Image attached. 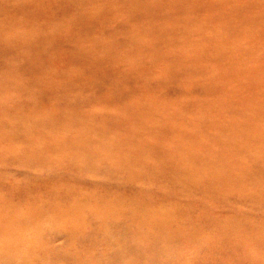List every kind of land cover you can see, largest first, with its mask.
I'll return each instance as SVG.
<instances>
[{"label":"rangeland","instance_id":"rangeland-1","mask_svg":"<svg viewBox=\"0 0 264 264\" xmlns=\"http://www.w3.org/2000/svg\"><path fill=\"white\" fill-rule=\"evenodd\" d=\"M0 264H264V0H0Z\"/></svg>","mask_w":264,"mask_h":264}]
</instances>
